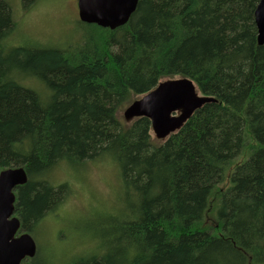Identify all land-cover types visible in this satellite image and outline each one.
Here are the masks:
<instances>
[{
    "label": "trees",
    "instance_id": "16d2710c",
    "mask_svg": "<svg viewBox=\"0 0 264 264\" xmlns=\"http://www.w3.org/2000/svg\"><path fill=\"white\" fill-rule=\"evenodd\" d=\"M259 3L139 0L124 25L79 19L82 41L54 47L12 42L13 7L0 0V171L24 166L28 175L15 189L17 234L33 235L64 197L66 184L47 176L60 161L108 153L122 181L116 224L102 230L104 251L74 264H264ZM181 77L208 99L162 142L149 117L119 118ZM27 260L54 264L38 247Z\"/></svg>",
    "mask_w": 264,
    "mask_h": 264
},
{
    "label": "rangeland",
    "instance_id": "374dc122",
    "mask_svg": "<svg viewBox=\"0 0 264 264\" xmlns=\"http://www.w3.org/2000/svg\"><path fill=\"white\" fill-rule=\"evenodd\" d=\"M10 2L17 22V30L10 39L17 45L65 47L82 41L84 28L78 24V0ZM27 82L37 91H43L41 81ZM195 87L197 97L204 98ZM127 106L118 111V116L123 122L131 123L137 117L125 116ZM181 112L175 111L176 116ZM169 135L159 137L151 128L153 140L159 143ZM119 174L116 160L104 153L81 163L60 161L47 175L51 184L65 183L67 188L60 203L41 220L32 236L39 250L51 256L54 264H74L105 250L102 230L106 235L116 224L109 215L115 214L119 207L117 199L122 182ZM216 197L217 194L213 200Z\"/></svg>",
    "mask_w": 264,
    "mask_h": 264
},
{
    "label": "water",
    "instance_id": "95a60500",
    "mask_svg": "<svg viewBox=\"0 0 264 264\" xmlns=\"http://www.w3.org/2000/svg\"><path fill=\"white\" fill-rule=\"evenodd\" d=\"M139 0H78L79 19L115 29L128 22ZM258 41L264 44V0L256 9ZM196 84L189 78H169L131 102L124 111L127 118L147 116L159 137L177 131L208 98L196 95ZM181 110L176 116L175 111ZM192 113V114H191ZM28 180L24 166L0 171V264H31L37 243L28 232L17 234L21 222L14 215L15 189Z\"/></svg>",
    "mask_w": 264,
    "mask_h": 264
},
{
    "label": "bare ground",
    "instance_id": "6f19581e",
    "mask_svg": "<svg viewBox=\"0 0 264 264\" xmlns=\"http://www.w3.org/2000/svg\"><path fill=\"white\" fill-rule=\"evenodd\" d=\"M131 18V17H130ZM130 20V19H129ZM113 30V29H112Z\"/></svg>",
    "mask_w": 264,
    "mask_h": 264
}]
</instances>
